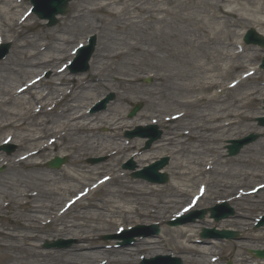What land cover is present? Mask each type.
I'll return each mask as SVG.
<instances>
[{
    "label": "bare ground",
    "instance_id": "bare-ground-1",
    "mask_svg": "<svg viewBox=\"0 0 264 264\" xmlns=\"http://www.w3.org/2000/svg\"><path fill=\"white\" fill-rule=\"evenodd\" d=\"M24 1L0 0V44L7 39L12 43L11 54L0 61V145L16 146L11 154L0 152V164L5 166V173L0 174V214L9 222L0 225V248L9 251L0 264H93L101 254L110 255L111 263L137 264L138 260L132 258L135 252L153 250L163 238H184L186 242L190 237L195 239L198 224H186L168 226L164 237L138 239L127 248L107 250L93 243L104 224L114 232L126 214L152 219L153 208L164 210L172 203L171 198L189 195L181 185L188 186L193 179L194 187L202 185L200 193L206 196L209 185L227 191L233 186L226 180L240 178L238 173L222 167L228 161L220 160L213 144L228 125L247 118L246 108L264 89L258 85L244 87L256 73L251 65L259 55L248 52L250 47L239 46L237 41L245 25H264V1L88 0L90 8L72 5L71 15L49 37L24 30L31 16L22 7ZM96 13L102 18H96ZM235 27L241 29L236 31ZM89 29L97 31L99 42L88 73L69 81L64 74L66 67H62L73 53L66 49L67 43L70 36H81ZM257 31L264 36V31ZM45 69L52 74L41 85ZM146 72L155 79L150 87L138 84ZM237 72L247 74L232 86L223 83L224 79L239 77L233 76ZM100 88L115 90V102L100 114H89L85 110L87 102ZM243 88L248 91L242 92ZM130 98L143 99L147 108L128 120L124 103ZM147 118L157 124H172L150 152H167L172 157L169 169L184 183L175 181L161 187L122 181L117 169L119 159L123 154L135 153L137 150L132 149L139 148L142 139L130 143L121 140V134L134 124L145 125ZM100 126L108 131L100 135ZM261 130L264 133V128ZM257 146L261 149L258 158L240 159L245 165L264 163V140ZM150 152L138 153L135 161L154 158ZM43 153L50 158L67 154L70 163L57 172L45 170L39 160ZM103 154L109 156L108 161L94 168L82 163L87 155ZM93 178L95 185L87 187L85 180ZM81 187H86L87 194L74 196ZM100 187H104L102 197L82 203ZM71 196L75 200L69 203ZM124 197L129 198V206L120 204ZM260 202L254 201L250 214L259 209ZM250 207H239L231 218L216 226L236 225L240 227L236 229L242 234L241 242L254 243L251 249H264L256 244L264 239V230L252 235L246 228L252 225L250 214L245 212ZM204 221L206 226L214 222L211 218ZM49 224V231L56 236L74 237L78 243L44 252L37 241L43 239L40 233ZM219 244L214 240L186 243L187 248L181 252L188 256L183 259L186 263L212 264L215 254L211 253ZM244 261L242 258L238 264Z\"/></svg>",
    "mask_w": 264,
    "mask_h": 264
},
{
    "label": "rangeland",
    "instance_id": "rangeland-1",
    "mask_svg": "<svg viewBox=\"0 0 264 264\" xmlns=\"http://www.w3.org/2000/svg\"><path fill=\"white\" fill-rule=\"evenodd\" d=\"M131 2L135 1V0H130ZM260 2L264 1V0H258ZM72 5H81L82 7L84 8H90L91 5L89 4V1L88 0H74V1H70L69 2V11L67 14L63 15V16H59L58 17V22L52 26V27H47L46 26V21L44 20H40L38 19V17L32 13L30 18L28 19V21L26 22V25H29L28 27H26L24 30L27 32V33H30V34H39L40 36H47L51 31H57L58 29V25L60 24H63V21L65 18L69 17V15H71L72 13ZM22 7L24 9H28V8H31V3L29 0H26L24 2V4H22ZM96 18H102V14L100 13H96ZM106 19V18H105ZM230 21H232V19H230ZM99 25V23H98ZM245 29H241L240 27H235V30L236 31H246L249 27L250 28H255L257 30H261V31H264V25H245ZM113 28V27H112ZM97 31L95 30H92V29H89V30H86L82 33L81 36H70L69 38V42L67 43V46H66V49L69 50L70 48H73L76 44H78L79 42H82L84 40H87V38L90 36V35H94L95 38H96V44H95V47H94V51H93V54L90 58V60L92 59L94 53H95V50L97 48V43L99 42V39L97 37ZM56 34H59V33H56ZM244 34V33H243ZM49 37V36H47ZM73 40V41H72ZM11 40L7 39V42L10 43V49H9V52L8 54L6 55V59L9 57V55L11 54V48H12V43L10 42ZM237 41H240L241 44L242 43V40L241 38L239 39V37L237 38ZM81 43V44H82ZM85 43V42H84ZM80 44V43H79ZM244 45V44H243ZM245 46V45H244ZM249 49L248 52H254L255 54L259 55V57L257 58L256 61H253L252 62V67H256V73L254 74L252 80H247V86H244V87H254L256 85L260 86V87H263L264 88V85H260L262 83H264V70H262L261 72H259L258 70V64L261 60V57L264 55L263 54V49L261 47H258L256 45H249ZM5 59H2L0 61H3ZM90 60H89V64H90ZM257 62V63H255ZM88 64V65H89ZM90 66V65H89ZM89 70V68H88ZM88 70L84 73H78V74H72L70 73L67 69L65 70L64 74L67 76V78L69 79L70 81V78L71 77H75V78H82V77H85L86 74L88 73ZM51 71L49 70H44L42 71L41 75L43 77V81L41 82V85L44 84V82H46L47 80H49L51 78ZM240 73L237 72L235 74H233V76H237L239 75ZM150 73L146 72L145 74L141 75V79L139 80L138 84L140 83V85H144L146 87H150L151 85H153V83L155 82V79L154 78H151L150 76ZM146 78H149V83H145V79ZM258 78V79H257ZM235 77H232V78H229L228 80L227 79H224L223 83L229 85V84H232L235 82ZM255 81H257V83H255ZM48 85V84H47ZM41 87H44V86H41ZM248 91L247 88H243L242 89V92H246ZM97 95H95L93 97V99L89 100L87 103V106L88 107V111L93 107V105L99 101L102 97H104L105 95H109V93H113L114 94V97L113 99L110 101V102H115V99H116V93H115V90L114 91H111V90H104V89H97L96 91ZM93 95V93L91 94ZM262 98H264V89H262V93L260 94H257V97H255V99L248 105V107L246 108V115H247V118L243 119V120H240L239 123L237 124H231V125H228L225 129L226 132H222L221 133V137L219 140H217V142L215 144H213L214 147H217L218 148V151H219V156H220V160L221 161H228V164L227 165H222V167L224 169L228 168L229 171H231L232 173H238L239 174V177L240 178H232V179H228L226 180L227 182H230L232 183V188H230L229 190L227 189V191H218V189L216 187H213L212 185H209L207 187V189L209 190L208 192H206V196H204L203 198H201L200 202H197L198 204H196V208L195 209H201V208H205V209H208L212 206L215 205V203L217 201H219L220 199H224V198H241L239 200H234L232 201L230 204L233 205L235 207V210L239 211V207H242L244 209V207H248L251 205L250 208L248 209H245L246 211V215H249L251 213L250 210L253 209V204L255 200H261V202L259 203L260 205L259 206V209L257 210H254L252 211V214H250V217H251V220L253 219L254 216H256L258 214V212H262L264 210V189H260V192H257L256 195H253V196H249V197H243L244 194L247 190L253 188V186L257 185V184H262L264 183V163H257V161H254V162H251V163H248L245 165L246 162H244L243 160H240L242 157L244 156H248L246 158H253L255 157L258 158V153L257 152H260L261 149H257L258 148V143L262 140H264V133L261 129H263L264 127H260L257 125L256 121H255V118L256 116L262 114L264 111L262 109ZM109 102V103H110ZM137 102H141L142 104V108H141V111H145V108H147V105L145 103V101L143 99H140V98H130L129 101H127L126 103H124V115H125V118L128 119V120H131L133 118H135V116L137 115V113L141 112H137L136 115L133 117V118H129L128 117V113L130 112V110L132 109L133 107V104L134 103H137ZM107 103V105L109 104ZM107 105L105 107V109L107 108ZM170 108V106H169ZM172 109H174V107H172ZM86 110V109H85ZM104 111V110H103ZM170 111H171V108H170ZM102 111H100L101 113ZM99 113V112H98ZM99 113V114H100ZM228 121H233V118H228L227 119ZM147 123L149 122L148 118L146 120ZM136 124H134L133 126H135ZM158 126V129L161 131V135H160V138L161 136L164 134L163 132L164 131H170V128L172 127V124L171 123H162V124H157ZM131 129H133V127H129ZM107 127H101L98 129V132L101 134L107 132ZM123 131V130H122ZM124 132V131H123ZM122 132V134H123ZM125 133V132H124ZM249 133H255V134H258L259 135V138H257V140H255L254 142L244 146L242 149H240V152L236 155V156H232V157H227L226 156V151L223 150L224 148V145L226 144L227 140L229 139H239V138H242L246 135H248ZM121 134V135H122ZM123 136V135H122ZM159 138V139H160ZM136 140V142H138V137L134 138V139H125L124 141H129L131 143V141L133 140ZM158 139V140H159ZM123 140V137L122 139ZM123 141V142H124ZM121 143L122 145V142H119ZM190 145L192 144L191 142H188ZM153 145V143H152ZM152 145L150 146V148H148L146 151H149L151 150V147ZM144 146H145V142L143 141L142 144H141V147L140 148H133L132 150L135 151H140L141 149L143 150L144 149ZM16 149V146L14 147L13 150H11L13 153L14 150ZM247 150H251L249 152H246ZM264 150V149H263ZM4 154H8V153H5L4 151H0ZM56 151H54L55 153ZM10 153V154H11ZM150 154L154 157V158H151L150 160H156L162 156H168L169 157V162L167 163L168 165L165 167V172L166 174H168V182H166L165 184H162V185H157V184H151V183H148V182H145L143 180H139V179H132L130 177V173L129 171L127 170H123L122 169V165L124 163H127L131 158V155L130 153H126L125 155H121L120 159H119V162L117 164V169H118V172L120 174H122V181H124V183H128V184H131V183H134L136 184V186H140V185H155V186H161V187H168L171 183H175L176 182H179V183H184L183 180H177L175 178V175L172 174V171L171 169H169V166L171 165L172 163V157L167 153V152H164V153H151ZM149 154V156H150ZM189 155V154H188ZM66 157L67 160L65 162L64 165L61 166V168L67 166L69 163H70V157L65 154L61 157ZM190 156V155H189ZM188 157V156H187ZM53 158V156L51 157ZM50 157H46L45 154L43 153L41 155V162H42V165L41 167L45 170H51V169H48L46 167V162L48 160L51 159ZM89 158H101L102 161H99L95 164H91L88 162ZM109 159V156L108 155H87L83 158L82 160V163L88 167V168H94L96 165H99L101 163H104L106 161H108ZM149 160V161H150ZM245 160V159H244ZM133 162L134 159H132ZM147 161V162H149ZM147 162H137L136 161V164L137 165H143ZM139 167V166H138ZM60 169H54L53 171H60ZM141 168V167H140ZM0 174H4L5 172V166H3V164H0ZM25 169H22L21 171H24ZM95 178H98V177H95ZM95 178L93 179H86L85 180V185H90L94 180ZM194 184H195V179H193V181L191 183L188 184V186L184 184L181 185L182 188L186 189L187 191V194L189 193V195L193 194V192H197L195 191V187H194ZM238 186V191H236ZM82 187L79 189L81 190ZM196 190H199V187H197ZM104 194V187H100L96 193L94 195H87L85 198L87 199H83L82 203H88L90 200H97L98 198L102 197V195ZM189 195L185 196V197H179V198H171L173 201L171 204H167L169 207L164 209V210H159V209H154L153 210L155 211L153 215H155L152 219H144L143 218H138L137 219V216H135V214L133 213H129V214H126L124 216H122V219L120 220V225L122 228H126L128 226H131L133 224H143L141 223L142 221H146L147 222V225L150 224V222L152 221H157V223L159 224L158 226H160V233L159 235L157 236H154L155 238L153 239H157L159 237H164L165 234H164V231L167 229V226L165 225V223L167 222L168 218L170 217V212H174V211H177L180 206H182L183 204H186L187 202H189V200L191 198H189ZM244 198H249V199H244ZM129 198H120V204L125 207V206H129ZM261 206V207H260ZM159 216H162L161 219L157 217ZM208 213L207 215L204 216V218L202 219H195L194 222H189V223H186V224H198L199 227H197V229H195L196 231L193 233V236H197L199 235L198 233H200L201 231V228L206 226L205 225V221L204 220H207L208 221ZM157 219V220H156ZM134 221V222H132ZM135 221H138L140 223H137ZM200 222V223H199ZM213 224L214 223H211L210 225H207V226H210V227H213ZM0 225H9V222L3 217L2 214H0ZM51 225L52 224H49L47 226H45V232L44 233H40V237H42L43 239L37 241L39 247L41 250H43L44 252L45 251H58V250H63V249H66L72 245H75L76 243H78V240H76V238L74 237H66V236H56L55 234H53V232H50V228H51ZM103 229L99 232H96L95 236H94V239H93V243L94 245L96 244H100L101 245V248H104V249H107V250H112L114 249V247H108L109 245L111 244H116L118 241H115L111 238H108L109 235H113V233L111 232L110 230V227L108 224H104L103 225ZM209 227V228H210ZM235 228H239L240 227H237L236 225L233 227V229ZM246 228H249L251 232H249L250 234H261V231L264 230V226L263 227H260L259 229L255 231H253L254 228H252V225H249L248 227L246 226ZM168 236L170 234H167ZM242 234L239 235L238 239L237 240H215L214 241H217L218 243H220L218 245V248L215 250V251H212L211 254H217V255H220V259H219V262H222V263H225V262H228V261H231V263L233 264H238L239 260L240 259H244V263L243 264H256L257 262H254V259H250L249 257V253H248V249L250 247V245H253L254 243H248V242H241L242 240ZM249 237V235H246ZM171 237V236H170ZM190 237V236H189ZM251 237V236H250ZM64 239V240H67V241H70L71 243H69V245L67 247H64V248H50V249H45L43 247V243L45 240H49V241H55L57 239ZM184 238H180V239H175L174 237L167 240V238H163V241L161 244L157 245L155 249L153 250H145V249H139L138 251L135 252L134 256L132 258H134L135 260H138V263L141 261V259L143 257L145 258H151V256H156L157 254H160V255H166V254H173L172 256H178L181 258L182 260V263L183 264H192V263H189V262H185V260L183 259V257H185V255L188 256L187 253H182V249H186L187 246H186V243L188 245H192L194 244L195 242L193 241L194 238L193 237H190L188 238L187 242L183 240ZM207 240H213V239H207ZM244 243L243 246H241L240 244ZM258 246H264L263 242L262 241H257L256 242ZM198 246V244H195ZM115 246V245H114ZM116 249H119V248H116ZM9 253V251H5L3 249L0 248V261L3 259V257ZM240 254V255H239ZM192 256H194V258H197V255H194L193 253L191 254ZM111 256L110 255H106V254H101L98 258H97V262L93 263V264H100L103 260V262L106 260L107 263L105 264H117V263H111L110 262V258ZM104 258V259H103ZM101 259V260H100ZM250 260V261H249ZM99 261V262H98ZM253 261V262H252ZM218 262V261H217ZM216 262V263H217ZM215 263V264H216ZM259 263V262H258ZM120 264H123V263H120ZM261 264V263H259Z\"/></svg>",
    "mask_w": 264,
    "mask_h": 264
},
{
    "label": "water",
    "instance_id": "water-1",
    "mask_svg": "<svg viewBox=\"0 0 264 264\" xmlns=\"http://www.w3.org/2000/svg\"><path fill=\"white\" fill-rule=\"evenodd\" d=\"M69 0H48V3L45 5V4H41L39 6V3L37 4V8L35 9L36 11V14L40 17V18H47L49 19V26L51 25H54L56 23V18H55V15L56 14H63L66 12L67 10V2ZM255 34L253 32H249L248 35L246 36V39L248 40L250 37L253 41H255L256 43L260 44V45H263L264 44V39L261 37V36H254ZM92 51V47H89L87 48L86 50V54H85V60L87 59L88 57V54H90V52ZM261 67H264V58H263V64ZM139 107H136L130 114L129 116L133 115V113L138 109ZM261 123L264 124V120L261 121ZM155 129V128H153ZM159 135V133H157L155 136H153L148 142H147V145H150V143L155 139L157 138ZM256 138V136L254 137L253 135L249 136V139L246 140L245 142L247 141H251V140H254ZM235 142V141H234ZM245 142H241L240 144H236L233 143L234 145L232 146H229V152L230 154H236L238 152V149L240 148V146L242 145V143H245ZM64 162V160L60 159V158H55L49 165L52 166V167H59L62 163ZM162 164L164 163L163 161L161 162ZM159 163V164H153V166L149 167L148 168V172L152 175L153 179L155 181H159V182H164L166 181L167 177L166 175H161V174H158L157 173V169L158 167L162 166V164ZM201 213H204V211L202 210ZM218 218V217H217ZM220 235L222 236H225V237H230L233 235L232 232H228V231H222V232H219ZM261 251L258 252V254L260 255ZM262 254V253H261Z\"/></svg>",
    "mask_w": 264,
    "mask_h": 264
}]
</instances>
